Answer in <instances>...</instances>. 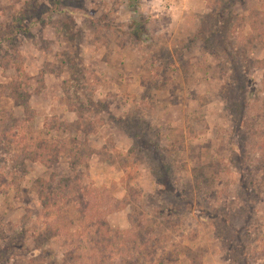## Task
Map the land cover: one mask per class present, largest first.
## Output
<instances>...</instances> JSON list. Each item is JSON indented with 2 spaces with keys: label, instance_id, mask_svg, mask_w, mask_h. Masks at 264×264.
<instances>
[{
  "label": "rangeland",
  "instance_id": "374dc122",
  "mask_svg": "<svg viewBox=\"0 0 264 264\" xmlns=\"http://www.w3.org/2000/svg\"><path fill=\"white\" fill-rule=\"evenodd\" d=\"M0 264H264V0H0Z\"/></svg>",
  "mask_w": 264,
  "mask_h": 264
}]
</instances>
